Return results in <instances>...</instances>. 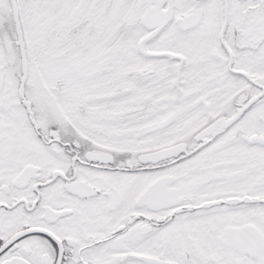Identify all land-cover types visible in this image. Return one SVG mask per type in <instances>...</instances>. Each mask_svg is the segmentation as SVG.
Listing matches in <instances>:
<instances>
[{
    "label": "snow or ice",
    "instance_id": "snow-or-ice-1",
    "mask_svg": "<svg viewBox=\"0 0 264 264\" xmlns=\"http://www.w3.org/2000/svg\"><path fill=\"white\" fill-rule=\"evenodd\" d=\"M0 264H264V0H0Z\"/></svg>",
    "mask_w": 264,
    "mask_h": 264
}]
</instances>
